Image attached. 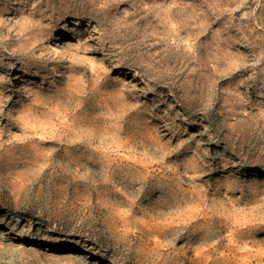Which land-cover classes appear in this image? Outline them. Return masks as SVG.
<instances>
[{
	"label": "rangeland",
	"instance_id": "1",
	"mask_svg": "<svg viewBox=\"0 0 264 264\" xmlns=\"http://www.w3.org/2000/svg\"><path fill=\"white\" fill-rule=\"evenodd\" d=\"M0 264H264V0H0Z\"/></svg>",
	"mask_w": 264,
	"mask_h": 264
},
{
	"label": "bare ground",
	"instance_id": "2",
	"mask_svg": "<svg viewBox=\"0 0 264 264\" xmlns=\"http://www.w3.org/2000/svg\"><path fill=\"white\" fill-rule=\"evenodd\" d=\"M75 254L72 251H67V253L64 255V260L69 259L71 257H74Z\"/></svg>",
	"mask_w": 264,
	"mask_h": 264
}]
</instances>
